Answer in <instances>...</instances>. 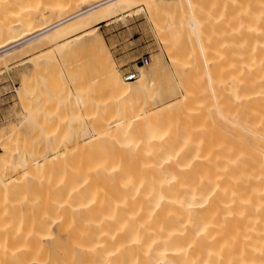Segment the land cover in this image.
I'll list each match as a JSON object with an SVG mask.
<instances>
[{
    "label": "bare ground",
    "instance_id": "bare-ground-1",
    "mask_svg": "<svg viewBox=\"0 0 264 264\" xmlns=\"http://www.w3.org/2000/svg\"><path fill=\"white\" fill-rule=\"evenodd\" d=\"M161 1L0 0V65L28 50L71 46L73 39L98 45L97 25L133 6L153 17ZM227 1L237 16L230 135L211 136L190 89H182L178 102L148 110L163 70L155 61L138 67L132 79L105 61L98 69L101 95L86 113L103 143L86 145L96 146L93 152L67 158L53 146L51 153L41 149L42 156L36 151L37 159L27 154L22 135L3 139L0 264H264V0ZM187 12L194 32L200 20ZM205 67L196 82L206 77L214 92L220 80ZM16 94L25 109L24 83ZM180 111L183 127L176 129ZM167 114L177 116L174 124L151 120Z\"/></svg>",
    "mask_w": 264,
    "mask_h": 264
},
{
    "label": "rangeland",
    "instance_id": "rangeland-1",
    "mask_svg": "<svg viewBox=\"0 0 264 264\" xmlns=\"http://www.w3.org/2000/svg\"><path fill=\"white\" fill-rule=\"evenodd\" d=\"M167 1L162 0L157 6L155 5L156 9L153 17L144 6L140 5L133 6L117 17L101 23L104 24L103 27H99L100 24L97 25L93 33L97 35L98 45L94 42L88 44L87 39H84L83 42L80 41V38L73 39L75 41H71V46L62 43L48 45L42 47L39 51L33 50L35 52H30L27 49L30 53L24 51L25 54L21 49V51L19 50V54L22 52L21 58L17 59L14 56L15 59L13 57L12 61L10 60L11 62L7 61L8 63L6 62L5 65L2 63L0 65V141L3 143L0 142V150L6 152L4 149H8L6 145H3L5 143L3 139L8 141L10 137L20 134L25 137V143H28L25 148H27V154H30L31 158L37 156L36 151L39 150L40 152L41 149L45 150L46 154L51 153L52 150L50 151V149L53 146H57L60 152H65L61 155L67 158H79V155H83L88 151V153L93 152L96 146L86 148V145L87 147L96 145L100 140L96 139V133L87 119L88 115L86 113L93 109V105H90L91 101L101 95L100 89H98L101 85L99 83L101 80H98L101 71L98 69L104 66L105 61H108L124 78L122 74L129 68L138 70L141 65H136L134 62L142 54L149 56L148 63L155 61L163 69L158 79H155L150 96L153 100L146 105L148 110L155 112L158 108L178 102L182 96V89L186 91L190 89L188 94L192 99L195 96V100H192L191 105L198 108V110L202 109L201 113L207 114V123L210 125L212 132L211 136L216 138L220 133L225 136L230 135L229 125L231 123L229 120L232 116L229 114H234L235 104L231 101L232 83H229L228 80L229 77L233 79L232 75L235 76L233 65H235L237 55V36L233 27L235 30L237 29L235 27L236 13L233 12L234 9L229 6L227 0ZM170 4L174 6L171 7ZM209 8L212 9L209 10ZM207 9L210 13L207 12ZM189 10L196 12L194 17L200 20L201 23L200 25L198 22L199 27L194 32L188 27L187 23L191 18L187 12ZM196 10H199V12ZM231 12L233 13L231 14ZM198 13L199 15H197ZM205 13L209 19L205 17ZM215 14L216 16H213ZM202 19L206 21H204L205 23H208L203 25ZM133 37L136 39L134 40ZM132 50H136L137 53H133L128 57H123V54H120ZM205 64H208L213 72H217L216 82L220 80L218 81L220 85H216V87H220L214 91L216 96L205 83L206 77H204V80L200 79L205 76L207 70ZM200 68H202L203 75H198L201 73ZM176 69L178 70L176 71ZM180 70H183L185 74L183 71L181 73ZM196 76H201L200 81H197L201 82L200 87L202 90L197 86L200 84H197ZM96 77L97 80L92 81ZM186 79L188 82H186ZM180 82L185 85V89L184 85L180 86ZM23 83L25 84V109L22 106L21 99L19 100L16 94ZM96 83L99 85L98 87ZM192 83L196 88L199 87L197 91ZM73 84L76 86H73ZM199 90L202 94L199 93ZM217 90H219L218 93ZM95 93L99 95L95 96ZM195 93L199 94L201 98ZM202 96H205V98H202ZM196 100H199V102H196ZM203 101L206 106L203 105ZM211 104L218 107L216 109L220 112L215 111V107ZM202 106L206 107L207 110H204L205 108H202ZM223 109L227 111V116H225ZM211 110L215 113H211ZM228 110L231 112L229 113ZM176 113L180 115L177 122L174 119L177 116L173 117V114L160 115L157 118L153 116L151 120H158L169 126V121L174 124V119L175 125H171L179 129L183 127L184 119L182 118H184V115L181 111ZM218 116L222 118L216 119ZM223 120H226L227 123H224ZM214 121L219 122V124ZM221 122H223V126H220L222 125ZM176 123L178 124L176 125ZM213 123L215 124L213 125ZM228 123L230 124L227 125ZM213 131L215 132L213 133ZM140 135H144V133ZM31 146L37 148V150L34 149L35 153L31 150ZM45 151L40 152V155L45 154ZM31 153H33V156H31ZM41 156L38 154L37 159H42Z\"/></svg>",
    "mask_w": 264,
    "mask_h": 264
},
{
    "label": "built area",
    "instance_id": "built-area-1",
    "mask_svg": "<svg viewBox=\"0 0 264 264\" xmlns=\"http://www.w3.org/2000/svg\"><path fill=\"white\" fill-rule=\"evenodd\" d=\"M149 62V56L146 55V54H142V55H139L134 64L136 65H145ZM138 74V71L134 68H129L127 71L123 72L122 76L125 78V79H132L134 77H136Z\"/></svg>",
    "mask_w": 264,
    "mask_h": 264
},
{
    "label": "crops",
    "instance_id": "crops-1",
    "mask_svg": "<svg viewBox=\"0 0 264 264\" xmlns=\"http://www.w3.org/2000/svg\"><path fill=\"white\" fill-rule=\"evenodd\" d=\"M104 24H100L99 27H103ZM117 35V34H115ZM130 38V37H128ZM133 39L135 40L136 38L133 37ZM136 50H132L130 52H123V53H120L121 55L123 54V57H128L129 55L133 54V53H137V51L135 52Z\"/></svg>",
    "mask_w": 264,
    "mask_h": 264
}]
</instances>
